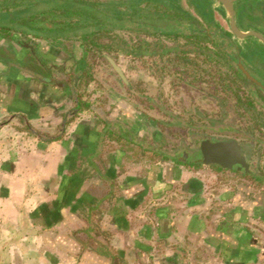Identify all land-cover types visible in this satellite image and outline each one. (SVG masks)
I'll list each match as a JSON object with an SVG mask.
<instances>
[{
	"label": "crops",
	"instance_id": "0c3cea01",
	"mask_svg": "<svg viewBox=\"0 0 264 264\" xmlns=\"http://www.w3.org/2000/svg\"><path fill=\"white\" fill-rule=\"evenodd\" d=\"M30 39L57 64L81 58L76 42ZM28 58L20 34L0 33V264H264L263 187L136 159L132 146H150L109 137L62 73L47 82Z\"/></svg>",
	"mask_w": 264,
	"mask_h": 264
},
{
	"label": "trees",
	"instance_id": "16d2710c",
	"mask_svg": "<svg viewBox=\"0 0 264 264\" xmlns=\"http://www.w3.org/2000/svg\"><path fill=\"white\" fill-rule=\"evenodd\" d=\"M253 2L256 0H242L237 3V24L243 31L255 28V24L253 27L242 25L245 23L244 6ZM214 3L215 0H0V33L8 37H12L13 33L21 35V43L29 54L28 63L33 74L40 75L43 80L51 83L55 79L54 73L63 74L62 85L73 93L77 113L90 107L83 99L84 90L93 82L99 83L131 106V115L141 111L157 124L169 128L168 132L161 131L162 142H167L178 134L182 143L179 146L159 145L155 143L154 137H151V141H146L144 135L132 127L134 125L128 127L119 121L120 119L109 118V114L102 113L106 131L121 123L124 128L121 132L123 139L137 144L145 143L144 146H150L149 149L161 160L188 165L191 158L201 161L193 156L192 150L195 151V146L185 142L193 138L197 131L203 130L197 126L200 122L195 120L200 113L189 114L187 119L168 111L165 114L167 117L164 118L151 114L150 110L143 106L144 103L137 101L138 97L134 98L132 84L125 82L116 71L114 64L117 57L114 55L124 54L143 59L146 56H163L178 52L179 56H182L189 51L200 57L205 55L207 59L216 60L228 69V76H234L236 82H232L237 83H233L236 88H232L231 84L224 87L228 91L244 90V94L248 93L244 100L237 97V105L251 112L253 119H257L256 124L261 128L264 126V92L249 81L239 67L240 61L255 63L257 58L262 57L261 51L257 49L256 43L252 44L256 50L254 47L243 48L238 39L232 38L235 35L231 31L225 32L222 29L214 19ZM220 10H224L222 5ZM125 33L135 34L136 38L127 39ZM145 35L153 40L149 41ZM31 37L61 47L62 40L76 42L81 49V58L77 59L71 54L63 64H57L38 53ZM179 39L186 40L192 47L185 50L177 44ZM166 42H172L174 45L169 46ZM104 65H108L111 71ZM189 66L197 65L192 62ZM100 73L118 81L121 92L116 93L112 87L105 84ZM202 118L206 120L207 116ZM180 126L186 129V134H179L176 127ZM261 171L263 173L251 169L247 176L255 182L264 183V170Z\"/></svg>",
	"mask_w": 264,
	"mask_h": 264
},
{
	"label": "rangeland",
	"instance_id": "374dc122",
	"mask_svg": "<svg viewBox=\"0 0 264 264\" xmlns=\"http://www.w3.org/2000/svg\"><path fill=\"white\" fill-rule=\"evenodd\" d=\"M184 5H186L185 2ZM214 9L215 21L231 31L230 17L226 9L223 8L224 12L220 10L219 3H214ZM191 12L196 14L193 9H191ZM145 36L148 37L149 41L153 40L152 37ZM125 37L127 39L136 38L135 34L130 33H125ZM239 43L242 47H247L246 42ZM166 44L169 46L174 45L172 42H166ZM177 44L185 50L192 47L187 44L186 40L182 39H179ZM205 46L210 47L209 45ZM179 54L178 52L163 56H146L143 59L117 54L114 55V57H117L114 67L118 66L122 70L127 82L133 86L134 98L138 97L137 101L144 103L143 106L150 110L151 114L164 118L168 111L176 115H182L183 119H187L189 114L200 113L195 117V120L200 122L197 123V126L200 128L208 127L210 133H212H208V136L223 135L231 137L230 135H233V138H238L247 146L249 160L264 170V126L260 128L256 124L257 119H253L252 113L237 105V97L244 100L248 93L244 94V90L238 92L236 90L228 91L224 87L231 84L232 88H236L237 83L232 82H236L234 76H228V69L216 60L207 59L205 55L200 57L198 54L189 51L183 54L184 56H179ZM192 62L197 66L190 67L189 65ZM104 67L109 68L111 71L108 65H104ZM192 68L193 70H191ZM100 74L104 78V83L112 87L113 91L116 93L121 92L118 81L113 80L111 76L105 73ZM203 79H209L210 81L204 82ZM141 95L144 96L141 97ZM83 99L90 105L87 110L93 113V117L98 116V113L102 117V111L109 114V118L114 117L122 121L125 120L128 124L134 125L132 127L137 129L138 133H142L146 141H151L154 137L156 139L155 143L159 145L179 146L182 143L178 134L168 139L167 142H162L161 131L168 132L169 128L157 124L141 111L136 112L139 116L136 114L131 115V106L99 83H91L84 90ZM199 115L201 116L199 117ZM206 116V120H209L208 123L202 118ZM176 130L179 131L180 135L186 134V129L181 126L176 127ZM237 131H239V134L242 133V135L245 134L248 137L240 136ZM108 135L109 137L120 138L121 132L117 127H112ZM191 141L195 142L196 138L193 136L185 142L188 144ZM132 147L130 155L136 159L142 157L150 161L160 159L153 151L145 153L141 147ZM232 172L239 174L241 178H247L238 170H232ZM257 185L259 188H264V183L257 182Z\"/></svg>",
	"mask_w": 264,
	"mask_h": 264
},
{
	"label": "water",
	"instance_id": "95a60500",
	"mask_svg": "<svg viewBox=\"0 0 264 264\" xmlns=\"http://www.w3.org/2000/svg\"><path fill=\"white\" fill-rule=\"evenodd\" d=\"M217 3L223 5L230 17V28L232 33L240 40L248 37H256L264 44V35L257 31H242L236 19V3L242 0H215ZM240 69L246 75L247 79L264 91V83L253 76L245 66L240 63ZM116 71L127 82L122 70L115 66ZM203 157L200 162L207 165H218L228 170H243L250 171L248 161L244 156L242 146L236 140H209L205 141L201 146ZM190 164H198L199 161L191 158Z\"/></svg>",
	"mask_w": 264,
	"mask_h": 264
},
{
	"label": "flooded vegetation",
	"instance_id": "af4514ba",
	"mask_svg": "<svg viewBox=\"0 0 264 264\" xmlns=\"http://www.w3.org/2000/svg\"><path fill=\"white\" fill-rule=\"evenodd\" d=\"M236 11H237V3H236ZM214 13H215V11H214ZM242 13H243V10H242ZM236 14H237V12H236ZM243 14L245 16L244 17L245 23H242V25L243 26L245 25V26L253 27L254 26L253 24H255V26H254L255 28H253L251 30H248V31H257V32H259V33H261V34L264 35V0H256V2H253V4L252 3L251 4L250 3L245 4V6H244V13ZM244 32H247V31H244ZM235 38L238 39L236 36H235ZM253 38L256 39V40H252L251 37H248V38H246V39H244L242 41L247 43V47L249 49L254 47V46H252L253 43H256L257 44V49L259 51H261V56L262 57L261 58L259 57V58H257L255 60V63L256 64L255 63L248 62L247 60H244V62L243 61H240L239 63H242L245 66V68L253 76H255L257 79H259L260 81H262L264 83V53H262V52H264V44L258 38H256V37H253ZM238 40L240 41V39H238ZM243 48H245V47H243ZM253 49L256 50V47H254ZM245 77H246V75H245ZM205 122L208 123L209 120H206ZM210 132L211 131L208 129V127L205 126L203 128V130L197 131V134L194 136L196 138V141L195 142L191 141L190 143H188V145H194L195 146V151L192 150L193 151L192 152L193 153V156L195 158L200 159V160L202 159V158H200V157H203V154L201 152V146H202V144L205 141L214 140V139L215 140H220V141L221 140H236L242 146V148L244 150L243 154H244V156L246 157V159L248 161L249 169L250 170L251 169H254V170L256 169L257 171H259V173H263L261 171V170H263V168H261L259 165H255L254 162H251L249 160L247 146L244 145V143H242L238 138H233V135H230L231 137L223 136V135H213V136L211 135V136H208L207 134L210 133ZM210 134H212V133H210ZM221 134H223V133H221ZM237 134H239V132ZM239 135L242 136V137H244V136L248 137L245 134L242 135V133H240ZM200 140H201V142H199ZM216 166H218V165H216ZM240 172L247 176V175H249V172L250 171L248 172L245 169H243V170H240Z\"/></svg>",
	"mask_w": 264,
	"mask_h": 264
}]
</instances>
